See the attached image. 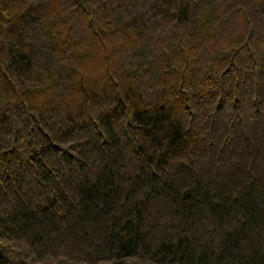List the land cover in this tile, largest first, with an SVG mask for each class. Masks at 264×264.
<instances>
[{"label": "trees", "instance_id": "trees-1", "mask_svg": "<svg viewBox=\"0 0 264 264\" xmlns=\"http://www.w3.org/2000/svg\"><path fill=\"white\" fill-rule=\"evenodd\" d=\"M0 264H264V0H0Z\"/></svg>", "mask_w": 264, "mask_h": 264}]
</instances>
